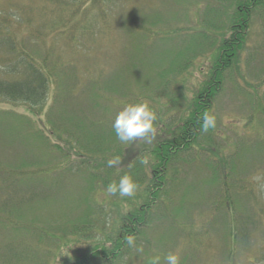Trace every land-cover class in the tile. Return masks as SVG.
Returning a JSON list of instances; mask_svg holds the SVG:
<instances>
[{"label": "rangeland", "instance_id": "374dc122", "mask_svg": "<svg viewBox=\"0 0 264 264\" xmlns=\"http://www.w3.org/2000/svg\"><path fill=\"white\" fill-rule=\"evenodd\" d=\"M12 1L0 0V8ZM15 1L33 3L35 10L31 16L40 17L39 0ZM230 1L119 0L110 8L115 17L107 25L98 21L92 36L86 40L81 37L82 44L70 47L67 39L60 36L59 39L48 37L38 47L46 49V45L50 48L54 44L56 54L74 71L69 70L73 79L67 94L68 110L72 115H87L97 121L96 125L100 124L96 128L86 121L83 125L86 131L103 130L105 136L113 137L112 124L117 112L126 103L138 102V99L147 102L156 113L155 123L159 119L177 123L186 114L185 105L204 89L211 75L215 55L234 10L235 5ZM124 18L129 19L127 27L123 26ZM246 46L240 71L234 68L227 73L224 90L215 100L212 115L216 126L214 133L206 134L211 146L203 148L206 152L185 153L183 161L177 167L175 163L170 170L171 178H175L169 186L172 201L168 206L173 222L163 213L167 205L164 210H157L152 227L144 229L135 246H130L115 264H149L154 256L160 257V264H166L169 253L179 257V264H264L260 259L264 252V151L261 148L264 146V109L256 99L252 97L251 101L247 96L258 91L264 97L263 13L252 17ZM253 53H256L254 59ZM241 74L249 86L239 80ZM57 88L53 86L47 105L37 117L35 112H39V107L32 109L25 104L0 101V119L8 118V112L27 115L30 119V124L24 126L12 125L11 118L0 122V264H74L117 231L133 209L130 204L136 200L135 196H142L141 190L133 197L110 196L100 184H94L95 188L87 191L83 180L85 169L81 175L75 169L68 174L56 171L47 177L54 179L63 175L60 188L45 192L30 189L32 199L19 206L14 217L9 216L13 200L5 206L3 200L15 193L12 179L18 176L10 175L7 170L34 159L45 161L43 167L60 162L62 152L56 151L53 144L67 151L64 140L73 142L70 136L80 135L78 121L70 126L60 119L66 111L59 113L58 104L68 106L64 93L50 113L52 99L59 92ZM176 96L182 97L180 105L173 104ZM37 132L43 133L44 144L35 141ZM159 138L156 126V138L151 144L144 140L122 144L131 150L127 155L124 150L123 168L140 157L143 150L150 151ZM213 159L220 161L223 173L231 170L239 180L234 176L230 186L224 188L211 185L214 168H208L207 164ZM220 164L215 162L217 168ZM224 191L233 195L235 210L231 213L235 226L242 232L235 254L228 229L230 211L225 209V196L220 198ZM24 192L29 195L28 190ZM250 192L260 200L249 195ZM137 202L141 201L137 199L134 203ZM217 202L226 206L216 208ZM9 222L34 227V233L14 235L13 226L1 224ZM245 240L251 244V250L242 253L240 249ZM138 248L143 251H137Z\"/></svg>", "mask_w": 264, "mask_h": 264}, {"label": "trees", "instance_id": "16d2710c", "mask_svg": "<svg viewBox=\"0 0 264 264\" xmlns=\"http://www.w3.org/2000/svg\"><path fill=\"white\" fill-rule=\"evenodd\" d=\"M13 1L8 5L5 3L0 8V101L12 104L21 103L32 109L39 107V112H35L37 117L40 116L39 114L47 105L48 98L55 85L58 87L59 92L52 99L54 102L49 107L50 113L57 107L56 102L64 93L65 102L68 106H63L62 103L58 104L59 113H62L63 110L66 111L64 116H60V119L65 123H69L70 126L78 121L80 135L78 137L70 136L74 139L73 142L69 139L64 140L67 142V151L53 144L56 151L62 152L60 162L43 167L42 163H45V161L34 159L33 162L25 161L24 165H17L13 170L9 169L10 172L7 170L10 175L18 177L15 179L17 185L14 182L15 180L12 179V183L16 188L15 193L9 194L6 201L3 200V206L12 203L11 200H13V207L9 216L14 217V214L16 215L19 211V206L28 204L32 199L33 195L30 189L34 192H45L60 188L63 175L54 179L47 177V174H53L56 171L61 174H68L75 169L81 175L82 170L85 169L83 173H86L83 180L87 184V191L94 189V184H100L101 187L107 189L109 183L118 182L122 175H130L138 186L136 191L141 190L142 192L141 197L140 195L135 196V201L139 199L141 202H132L130 205L133 209L123 218L124 220L118 226V230L110 234L107 240L97 243L95 250H89L88 255H82L74 263L115 264L130 248L126 243V238L131 235L136 241L144 229L151 228L155 220L153 216L157 210L162 208L164 210L167 205L163 213H167L168 216L165 217L173 222V218L169 216L168 206L172 201V194L170 193L172 189H169V186L175 178H171L170 170L173 169L175 163L177 167V163L183 161L182 158L185 153L192 150L197 153L202 150L206 152L204 147L211 146L212 142L209 140L210 138H206V134L214 133V128H210L207 132L201 131V118L205 112L212 115L215 100L224 90L227 73L230 70L233 71L234 68L240 71L243 53H247L246 50L248 49L246 39L252 17L256 14H264V0L230 1L233 6L235 5L234 10H232V17H230L231 21L227 22L225 27V34L215 55L212 72L204 89L189 100L190 104L185 105L186 114L181 121L174 123L176 121L166 122L159 119V122L155 123V127L159 128L160 138L154 142V147L150 151L143 150L142 155L134 159L125 168L122 164L109 167L107 160L114 156L124 159V150L126 155L131 150L122 146L114 131L112 133L113 137L105 136L103 130L98 133L86 131L83 127L86 121H89L91 125L95 124L96 128L100 124L96 125L97 121L88 118L87 115H72L68 110L70 103L67 94H70L68 90H70L69 86L72 85L69 83L73 79L72 74L74 71L70 69L62 56L56 54L54 44H51L50 48L46 45V49H39L38 47L40 44H45L48 37L59 39L60 36L67 39L70 47L82 44L83 39L86 40L94 34L93 29L98 21H101L103 25H107L111 17L114 16L112 14L114 10L111 11V9L119 0H39L41 4L39 18L31 16L32 11L35 10L33 3L29 1H26V3L15 1V3ZM227 8L230 9L231 6ZM123 21H126L123 26L127 27L129 19L125 20L124 18ZM143 25L145 26L146 23ZM252 55L254 59L256 53ZM190 63L188 62V64ZM239 80H243L248 86L250 85L247 82L248 80L242 77V74L239 76ZM176 93L174 92L175 95ZM247 96L251 101H253V98L256 99L257 104H260L264 109V97L261 98L258 91H253ZM174 99L173 104L180 105L179 102L182 97L176 96ZM143 100H145V97ZM138 102L141 101L138 99ZM7 115L10 116L6 119H0V122H5L11 118L12 120L9 123L13 122L12 125L20 124L24 126L25 123L30 124L27 115L22 117L20 114L11 115L9 112ZM52 131L56 133L55 130L52 129ZM42 134L37 132L34 135L35 141L39 145L43 143L44 137ZM261 148L264 151V146ZM145 158L148 163L142 164L140 161ZM215 162L220 164V161L215 159L207 164L208 168H214L213 183L211 182V185H216V188L217 186L224 188L225 185L229 184L230 186L231 182L229 183V181L234 176L238 179L237 173L234 175L231 170L223 173L221 164L217 168ZM30 167H35V170H29ZM25 168H28V171ZM2 169H5V167ZM173 171H176V169L174 168ZM11 189L12 187L10 192ZM25 189L28 190L26 193L29 195L25 194ZM116 195L119 196V193ZM249 195L260 200V197H256L252 192ZM34 196L38 197V194L34 193ZM224 196L227 206L217 202L214 207H220L221 209L226 206L227 212L230 211L229 222L231 224L228 229H230L231 248L235 254L236 245L240 243L242 232L235 226L234 214L231 213L235 210V203L232 201L233 195L229 191H224L220 198ZM0 210H2L1 207ZM174 219L176 221V218ZM1 224L13 226L14 235L34 233V227L18 226V223L14 222ZM37 234L39 235V231ZM245 241L243 242V248L240 249L242 253L250 252L247 249L251 250V244ZM261 254L260 259L264 262V252ZM227 259H232L231 254Z\"/></svg>", "mask_w": 264, "mask_h": 264}, {"label": "clouds", "instance_id": "9594fccd", "mask_svg": "<svg viewBox=\"0 0 264 264\" xmlns=\"http://www.w3.org/2000/svg\"><path fill=\"white\" fill-rule=\"evenodd\" d=\"M156 113L149 107L147 102H132L126 103L120 111L117 112L112 128L116 138L122 144H131L137 140H144L151 144L156 138L155 121L157 120ZM201 131L207 132L210 128H215L216 118L205 112L201 118ZM142 164H147V159L140 161ZM123 161L119 156H114L107 160L109 167L122 164ZM137 184L133 181L130 175H122L118 182L109 183L107 186L108 195H116L120 197H133L135 195ZM126 243L129 246H135L136 241L133 236L126 238ZM137 251H143L138 248ZM166 264H179V257L176 254L169 253L166 257ZM149 264H160V257L154 256L149 261Z\"/></svg>", "mask_w": 264, "mask_h": 264}]
</instances>
